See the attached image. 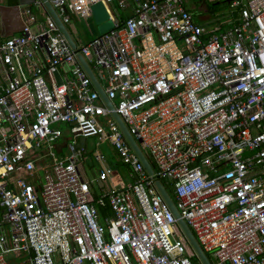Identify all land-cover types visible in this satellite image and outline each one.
Returning <instances> with one entry per match:
<instances>
[{
    "label": "built area",
    "instance_id": "2783aa9c",
    "mask_svg": "<svg viewBox=\"0 0 264 264\" xmlns=\"http://www.w3.org/2000/svg\"><path fill=\"white\" fill-rule=\"evenodd\" d=\"M97 1L49 3L65 27ZM132 1L105 33L70 36L73 48L39 0V20L21 5V29L0 38V264H193L155 181L210 264L264 262V0L232 1L234 19L211 28L185 0ZM90 136L113 146L130 178L95 200L77 166L84 146H73ZM95 159V179L108 181ZM36 171L39 187L26 179Z\"/></svg>",
    "mask_w": 264,
    "mask_h": 264
},
{
    "label": "rangeland",
    "instance_id": "374dc122",
    "mask_svg": "<svg viewBox=\"0 0 264 264\" xmlns=\"http://www.w3.org/2000/svg\"><path fill=\"white\" fill-rule=\"evenodd\" d=\"M131 2V0H127ZM187 8L191 11L194 21L200 23V17L203 16L204 19L201 23L206 20L209 21L205 25L207 28H211L213 25L223 20L230 19L233 15L234 8L230 6V2H225L223 0H187ZM35 13L37 20L40 19L39 12L36 9H32ZM127 11V7L122 9L117 6V0L111 2L106 0H99L93 4H90L85 9V19L80 17L76 12L75 15L70 16V20L65 24V28L73 38V40L78 44L79 41H84L91 38L94 35L102 34L111 29L113 26V21L118 15H124ZM112 17V20L109 18ZM59 127L64 132V125L59 124ZM63 140L70 143L74 138L70 134H64ZM68 138H65V137ZM84 146V152L79 156L77 160V166L82 175L83 179L86 181L91 180L89 184L90 193L92 196H99L105 188H99L97 180L95 179L97 170L100 164L95 159V154L100 153L103 156L102 166L108 167L111 170L110 177L108 181L113 185H119L121 183H127L129 181L128 166L121 162L119 156L117 155L115 149L107 140L99 142L96 137H77L75 138L74 147ZM144 152V151H143ZM57 155V153H55ZM34 187H39L42 183V173L36 171L35 175L31 178H26ZM93 180V181H92ZM104 186H108L107 181H102ZM162 184L164 180H161ZM166 191L170 200L173 202L171 193L165 186ZM99 222L101 218L98 219ZM208 260H212L208 253H205ZM13 255L10 254L9 257ZM19 258L16 259L18 261ZM191 261L193 264H199L197 258L192 256Z\"/></svg>",
    "mask_w": 264,
    "mask_h": 264
},
{
    "label": "water",
    "instance_id": "95a60500",
    "mask_svg": "<svg viewBox=\"0 0 264 264\" xmlns=\"http://www.w3.org/2000/svg\"><path fill=\"white\" fill-rule=\"evenodd\" d=\"M39 1L41 2V4L44 7V9L50 14V16L54 20L55 24L57 25L58 29L60 30L61 34L63 35V37L65 38V40L69 44V46L73 48L74 47V43L72 42V39L70 38V35L68 34L67 30L65 29V27L62 25V23L58 19L56 13L54 12V9L52 8V6L49 3V0H39ZM223 1H225V2L240 1L241 4L245 3V0H223ZM76 57H77L80 65L82 66V68L84 69L86 74L88 75L89 79L91 80L93 86L97 90L99 96L101 97V99L104 101V103L106 104V106L110 110V113H111L112 117L114 118V120L118 124L123 136L125 137L126 141L130 145L132 151L138 157V159L141 162V164H142L143 168L145 169V171L148 174H150L151 173V168H150V165H149L146 157L139 150V148L136 145L135 141L132 139V137L130 136V134L126 130L124 124L121 121V119L119 118V116L113 110V107H112L110 101L106 98V96L102 92L101 88L99 87L98 83L96 82L94 76L92 75L90 69L88 68V66L86 65V63L82 59V57L79 54H77ZM57 82L59 83L58 76H57ZM154 185H155L157 191L159 192V194L161 195V197H162L164 203L166 204L167 208L169 209V211L171 212L173 217L176 219V224L178 226V229H179L181 235L184 237L185 241L187 242V245H188L189 249L191 250L192 254L197 258L199 264H210L208 258L202 252L201 248L199 247V245L195 241L191 231L186 226V224L183 222V220L179 217V215L176 212L171 200L169 199V197L166 194L165 190L162 188L161 184L158 181H155ZM261 264H264V262H262Z\"/></svg>",
    "mask_w": 264,
    "mask_h": 264
},
{
    "label": "crops",
    "instance_id": "0c3cea01",
    "mask_svg": "<svg viewBox=\"0 0 264 264\" xmlns=\"http://www.w3.org/2000/svg\"><path fill=\"white\" fill-rule=\"evenodd\" d=\"M33 2H34V0H0V38L9 37V36H11L13 34H16L21 29L22 22H21L20 14H19V7L21 5H26V4L32 5L31 9H36L39 12V15L41 14V9L34 7L33 6ZM186 2H187V0H185V5L187 7V3ZM133 5H134V3L131 0V2H129V6L127 7L126 13L124 15H122V16H125V15L129 14L130 9L132 8ZM234 17H235V14L233 13L231 19L228 18L226 20H223L220 23H222L223 26H226L228 24V20L231 21V20L234 19ZM202 19H204L203 16L200 17V24H202L203 26H205L207 23H209L211 21V20H209V21L206 20L205 22L201 23ZM97 183H98V186H99L100 189L103 188V187L104 188L107 187V186L103 185V182H100L98 180H97ZM107 183H108V185H110L109 181H107ZM91 197L93 198L92 195H91ZM102 221H103V219L101 218L100 222H102ZM186 244H187V242H186Z\"/></svg>",
    "mask_w": 264,
    "mask_h": 264
},
{
    "label": "trees",
    "instance_id": "16d2710c",
    "mask_svg": "<svg viewBox=\"0 0 264 264\" xmlns=\"http://www.w3.org/2000/svg\"><path fill=\"white\" fill-rule=\"evenodd\" d=\"M95 199L96 197L93 196V200ZM97 210H98L99 217L102 219L110 215V211H109L107 203H103L102 205H97Z\"/></svg>",
    "mask_w": 264,
    "mask_h": 264
}]
</instances>
